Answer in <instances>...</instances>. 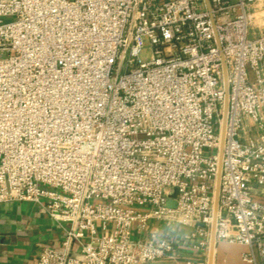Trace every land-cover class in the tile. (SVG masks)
I'll return each mask as SVG.
<instances>
[{"label": "built area", "instance_id": "1", "mask_svg": "<svg viewBox=\"0 0 264 264\" xmlns=\"http://www.w3.org/2000/svg\"><path fill=\"white\" fill-rule=\"evenodd\" d=\"M208 2L221 51L206 0H0V204H36L62 235L36 264L167 258L152 222L207 249L221 54L215 241L264 264V0Z\"/></svg>", "mask_w": 264, "mask_h": 264}, {"label": "crops", "instance_id": "2", "mask_svg": "<svg viewBox=\"0 0 264 264\" xmlns=\"http://www.w3.org/2000/svg\"><path fill=\"white\" fill-rule=\"evenodd\" d=\"M254 199L264 202V186L252 184ZM157 230L159 238L173 242L172 254L146 264H207L208 247L194 250L191 234L194 227L152 222L149 232ZM61 230L36 204L8 202L0 204V264H36L42 246L59 244ZM248 249L239 244L216 241L213 264H245L242 255Z\"/></svg>", "mask_w": 264, "mask_h": 264}, {"label": "water", "instance_id": "3", "mask_svg": "<svg viewBox=\"0 0 264 264\" xmlns=\"http://www.w3.org/2000/svg\"><path fill=\"white\" fill-rule=\"evenodd\" d=\"M206 4H207V9L209 11V18L211 20V24L213 27V32H214L216 44H217L219 51H221V44L219 41L217 30H216L215 25H214L213 16L210 13V5H209L208 0H206ZM221 61H222V67H223L224 95H225L224 112H223V129H222L220 151H219L218 172H217L216 187H215V194H214V207H213L212 225H211L210 238H209V250H208L207 264H213V252H214V247H215V242H216L215 241V224H216L218 202H219V184H220L221 163H222V153H223V144H224V128H225V123H226L227 106H228V85H227L226 69H225L224 60L222 58V54H221ZM169 206L172 207L171 203H169Z\"/></svg>", "mask_w": 264, "mask_h": 264}, {"label": "rangeland", "instance_id": "4", "mask_svg": "<svg viewBox=\"0 0 264 264\" xmlns=\"http://www.w3.org/2000/svg\"><path fill=\"white\" fill-rule=\"evenodd\" d=\"M253 25L256 28H253L254 30H264V14H261L259 12L258 15L255 17V21L253 22ZM144 50L142 54L140 55L141 59L144 61H147L151 57V52L149 50V42L147 39H144Z\"/></svg>", "mask_w": 264, "mask_h": 264}]
</instances>
